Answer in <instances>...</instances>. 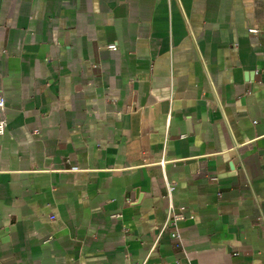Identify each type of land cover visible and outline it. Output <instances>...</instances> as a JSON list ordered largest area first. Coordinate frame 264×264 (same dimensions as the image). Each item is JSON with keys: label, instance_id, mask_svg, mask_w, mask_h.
Listing matches in <instances>:
<instances>
[{"label": "crops", "instance_id": "1", "mask_svg": "<svg viewBox=\"0 0 264 264\" xmlns=\"http://www.w3.org/2000/svg\"><path fill=\"white\" fill-rule=\"evenodd\" d=\"M0 93V264H264V0H0Z\"/></svg>", "mask_w": 264, "mask_h": 264}, {"label": "built area", "instance_id": "2", "mask_svg": "<svg viewBox=\"0 0 264 264\" xmlns=\"http://www.w3.org/2000/svg\"><path fill=\"white\" fill-rule=\"evenodd\" d=\"M109 48H113L110 46ZM6 109L5 100L0 93V135H3L7 128V120L4 116ZM166 187V198L169 200L168 210L166 212L165 221L161 227L160 232L168 230L171 238L178 240V222L182 219L183 208H175L170 202L174 187L164 178ZM178 245V244H177Z\"/></svg>", "mask_w": 264, "mask_h": 264}]
</instances>
